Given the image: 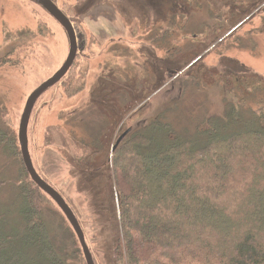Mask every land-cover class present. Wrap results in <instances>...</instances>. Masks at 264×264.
<instances>
[{
	"label": "rangeland",
	"instance_id": "obj_1",
	"mask_svg": "<svg viewBox=\"0 0 264 264\" xmlns=\"http://www.w3.org/2000/svg\"><path fill=\"white\" fill-rule=\"evenodd\" d=\"M53 1L73 25L77 54L32 108L30 159L74 212L94 264H114L118 183L109 190L106 180L114 142L167 107L169 123L222 115L241 94L247 106L264 110V0ZM67 44L39 4L0 0V127L14 136L19 154L0 144V208L10 227L17 220L22 108L62 65ZM39 193L68 263L85 264L65 216Z\"/></svg>",
	"mask_w": 264,
	"mask_h": 264
},
{
	"label": "trees",
	"instance_id": "obj_2",
	"mask_svg": "<svg viewBox=\"0 0 264 264\" xmlns=\"http://www.w3.org/2000/svg\"><path fill=\"white\" fill-rule=\"evenodd\" d=\"M239 96L222 115L182 123H169L167 107L115 147L114 264H264V110ZM0 144L19 156L2 127ZM19 164L13 227L0 208V264H69Z\"/></svg>",
	"mask_w": 264,
	"mask_h": 264
},
{
	"label": "water",
	"instance_id": "obj_3",
	"mask_svg": "<svg viewBox=\"0 0 264 264\" xmlns=\"http://www.w3.org/2000/svg\"><path fill=\"white\" fill-rule=\"evenodd\" d=\"M30 1L39 4L43 9L45 8V10L62 26V28L64 29V33H66L68 39V52L62 65L58 69H56V71L49 78H47L43 82H40V84L29 95H27L26 101L22 108V113L20 115L17 131V140L21 157L20 159L32 183L35 184L36 187H38L40 190H42L45 195H47L55 203L56 207H58L62 214L65 216V220H67L69 226L73 230L72 232H74V234L76 235L78 244L80 245L81 251L83 253L82 256L84 257L85 264H94L92 256H90V250L87 244H85L86 241L84 238V233L83 231H81L82 229L78 220L76 219L74 212L66 203L64 198L59 195L58 191L54 189L49 183H46V181L37 173V171H35L32 160L30 159L26 132L32 108L34 107L37 99L40 97L39 95H41L51 86L55 85L56 82L60 81V79L67 73V69L72 66V63L77 54V39L73 25L71 21L68 20L69 18L59 8H57L55 2L53 0ZM129 129H126L114 142L112 146V152L119 144L118 142H120L124 138V136L130 132Z\"/></svg>",
	"mask_w": 264,
	"mask_h": 264
}]
</instances>
